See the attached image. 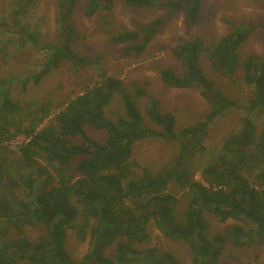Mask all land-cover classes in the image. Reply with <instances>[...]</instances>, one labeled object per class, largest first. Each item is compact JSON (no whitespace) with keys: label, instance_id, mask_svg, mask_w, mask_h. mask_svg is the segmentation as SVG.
<instances>
[{"label":"trees","instance_id":"trees-1","mask_svg":"<svg viewBox=\"0 0 264 264\" xmlns=\"http://www.w3.org/2000/svg\"><path fill=\"white\" fill-rule=\"evenodd\" d=\"M34 1H13L18 6L9 12L11 24L0 22L1 37L6 32L17 36L12 41L32 37L37 48L48 53L42 68L22 79L24 90L29 82L37 84L57 70L62 61H82L73 46L78 35L74 19L78 0H59L61 38L43 45H39L34 32L19 23L20 15L27 13ZM123 1L141 8H182L187 24L198 19L203 2ZM114 3L86 0V14L109 11ZM163 22L158 17L138 30L119 32L112 39L125 43L126 52L139 53L159 33ZM258 26H238L210 44L194 37L176 45L174 55L183 71L163 68V80L171 86L198 88L210 105L203 119L180 132L175 131L174 113L163 111L159 98L146 104L148 121L154 126L146 122L137 103L145 88L134 86L138 87L135 98L129 92L131 87L114 76L104 77L102 83L87 86L83 93L62 101L64 107L59 103L55 124L42 125L45 116L38 110H47L43 105L35 110L32 122L26 123L23 117L27 114L11 96L13 84L7 77H0V264H185L170 251L144 247L151 239V223L169 239L186 244L192 264H218L226 245L241 249L263 245L264 57L252 53L241 62L237 53ZM203 58L224 76L232 77L237 68L243 69L244 81L252 88L246 103L228 98L215 87L203 72ZM115 93L120 96L125 115L111 119L106 107ZM35 101L28 105H35ZM237 109L242 112L238 130L226 136L216 159L199 169L201 179L196 178L191 160L206 150L210 127ZM87 127L105 130L107 139L92 137ZM21 131L28 140L19 149L21 160L11 161L4 143ZM149 137L176 141L178 151L157 170L140 166L141 174L135 177L133 145ZM181 202L186 204L183 211ZM208 215L225 223L221 230H210ZM230 219L234 221L228 222ZM41 225L45 230L33 239L31 227ZM88 228V251L77 260L67 248L68 231L74 229L84 238ZM111 247H115L112 255L108 253Z\"/></svg>","mask_w":264,"mask_h":264},{"label":"rangeland","instance_id":"rangeland-1","mask_svg":"<svg viewBox=\"0 0 264 264\" xmlns=\"http://www.w3.org/2000/svg\"><path fill=\"white\" fill-rule=\"evenodd\" d=\"M15 0H0V22L12 21L10 10L17 7L12 2ZM114 7L109 11L99 10L94 15L86 14V0H78L74 19L78 35L74 41V48L81 57L82 63L64 60L57 70L52 71L39 83L29 82L23 89L22 79L38 72L42 64L48 59V53L32 41L33 38L23 36L12 41L14 35L8 32L0 36V77H7L11 86V96L20 102L23 118L26 123L32 122L36 109L40 106L47 110H38L45 116L43 124H55V114L66 105L68 99L87 90V86L102 83L104 77L114 76L123 81L129 92L136 98V90L140 85L145 88V94L137 99L139 108L146 122V104L152 98L162 101L163 111L173 112L176 118L175 131L180 132L183 127L194 124L203 119L210 111V105L196 87H178L165 83L162 78L163 68L175 72L183 71L178 63L174 48L182 39L199 37L206 43L217 42L220 38L238 26L247 24L259 25L249 37L239 46L237 53L242 62L248 54L257 53L264 57V0H203L200 16L193 24L185 22V12L182 8L175 10L169 7L141 8L126 4L123 0H114ZM27 13L21 14L19 23L30 32H34L39 45L44 42H56L60 37L58 27L59 0H35L34 5L27 8ZM162 17L164 22L158 34L142 52L124 50L125 43L114 41L112 37L126 29L138 30L140 26L151 23L154 19ZM40 32V33H37ZM11 37V38H10ZM204 74L212 80L213 84L225 96L238 103H246L252 96V88L244 81L243 69L237 68L230 76L219 74L208 62L202 59L201 65ZM55 101H52V99ZM35 101V105H28ZM57 101V102H56ZM64 101V102H62ZM56 102V103H54ZM125 115L124 106L118 93L106 107V114L111 119H116L117 114ZM240 110H232L220 117L210 127L205 140L206 150L197 153L191 163L196 167V178L201 179L200 171L208 162L216 159L223 140L239 128ZM259 117L256 118L257 123ZM149 122V121H148ZM151 126H154L149 122ZM87 132L99 141L107 139L105 130L87 127ZM80 138V137H79ZM79 138L76 140L79 141ZM24 132H15L13 138L4 143L9 150V160H21L20 147L27 142ZM176 141L161 137H149L136 141L133 145L131 164L133 174L139 177L142 165H149L154 170L161 168L178 151ZM39 162L46 164L39 159ZM174 191L181 194V190L174 187ZM186 204L181 202V211ZM210 230L217 232L225 223L217 216L208 215ZM234 220L230 219L228 222ZM45 230V226H32L31 237H38ZM86 237L77 235L76 230L69 229L67 248L77 260L87 253L90 244V232ZM151 239L144 247L155 246L181 257L185 264H192V253L186 244L166 237L151 223ZM229 244V243H228ZM115 251L111 247L110 255ZM218 264H264V244L249 249H241L226 245Z\"/></svg>","mask_w":264,"mask_h":264}]
</instances>
